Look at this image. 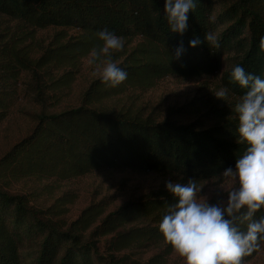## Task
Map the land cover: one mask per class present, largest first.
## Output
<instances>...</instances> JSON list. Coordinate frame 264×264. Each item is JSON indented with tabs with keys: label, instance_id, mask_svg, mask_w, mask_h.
Here are the masks:
<instances>
[{
	"label": "trees",
	"instance_id": "obj_1",
	"mask_svg": "<svg viewBox=\"0 0 264 264\" xmlns=\"http://www.w3.org/2000/svg\"><path fill=\"white\" fill-rule=\"evenodd\" d=\"M195 4L187 14L188 28L180 35L170 32L164 0H0V19L8 23L0 26V124L20 99L23 71L32 74L33 101L46 108L58 102L62 86L57 82L64 79L48 78L55 83L42 85L45 67L75 66L102 44L95 35L101 29L132 45L112 60L127 72L125 81L112 87L99 77L83 92L78 106L37 113L32 130L0 156V264H166L173 249L159 223L174 203L170 192L155 191L108 212L105 200L91 203L67 221L65 205L71 199L66 195L44 206L27 193L11 190L8 182L64 181L105 169L164 171L201 182L234 166L245 149L236 142V117L220 113L217 123L200 128L197 122L176 118L185 106L170 109L158 120L142 108L111 103L131 88L152 87L168 76L193 79L219 72L221 87L236 103L246 89L230 80L233 66L264 77V51L258 48L264 35V0ZM51 27L59 29L54 46L33 59L28 40ZM70 29L80 35L69 36L65 30ZM205 33L215 39L205 41ZM194 37L201 43L190 47ZM181 41L185 51L177 59L175 46ZM224 56L230 63L222 70ZM67 80L65 84L70 83L69 75ZM260 216L264 208L254 218ZM263 241L241 258L242 264L257 255ZM154 244L164 248L146 261L126 252Z\"/></svg>",
	"mask_w": 264,
	"mask_h": 264
},
{
	"label": "rangeland",
	"instance_id": "obj_2",
	"mask_svg": "<svg viewBox=\"0 0 264 264\" xmlns=\"http://www.w3.org/2000/svg\"><path fill=\"white\" fill-rule=\"evenodd\" d=\"M7 19H0V26L6 25ZM58 28H47L38 30L28 40L32 48V58H40L46 49L52 48L54 34ZM69 36L78 37L76 30H65ZM132 45L123 43L120 50H110L99 58L97 63H89L90 53L80 60L75 66L49 65L43 69L46 73V82L42 85L55 82L47 81L64 79L57 82L62 87L58 95V102H52L42 107L36 104L34 95L35 83L32 81L30 71H23V78L19 85L20 99L10 110L8 117L0 124V156L4 154L15 142L27 135L35 124V115L42 110L46 112H58L67 108L78 106L81 103L83 92L97 78L96 68L100 61L113 60L130 49ZM115 56H112L114 55ZM222 70L229 66L228 56L223 57ZM120 61V60H119ZM116 64L118 61H114ZM71 71V73H69ZM48 72V73H47ZM71 77L69 84H65ZM220 72L210 76H201L193 79H179L176 77H165L154 86L148 88H131L122 96L113 98L111 103L119 107L142 108L145 115L153 113L158 120L162 119L170 109H177L185 106L183 111L177 115V119L183 123L197 122L200 128L214 125L220 119L219 114L236 117L232 111L235 102L228 94L223 98L215 96L219 90ZM49 90V89H47ZM238 120V119H237ZM171 180L174 183H186L188 179L164 171H139L133 169H105L58 181L56 179H34L25 178L18 181L8 182L11 190L27 193L37 203L50 206L56 199L66 195L71 201L65 205L67 221L74 220L81 211L90 205L102 200L107 202V212L114 210L128 200H137L155 191H167L165 182ZM197 185V198L211 202L222 203L228 191L236 186L235 181L225 178L222 175L206 181L195 182ZM164 244H154L141 249L127 250L132 257L146 261L154 254L163 250ZM166 264H184L183 259L173 250L167 257ZM244 264H264V241L260 246L257 255Z\"/></svg>",
	"mask_w": 264,
	"mask_h": 264
},
{
	"label": "clouds",
	"instance_id": "obj_3",
	"mask_svg": "<svg viewBox=\"0 0 264 264\" xmlns=\"http://www.w3.org/2000/svg\"><path fill=\"white\" fill-rule=\"evenodd\" d=\"M195 6V0H164L163 15L170 32L184 34L188 28L187 14ZM95 35L102 44L91 50L89 63H97L110 50L123 47L122 37L112 31L101 29ZM203 39L213 41L215 37L205 33ZM200 43V37L188 42L190 47ZM258 48L264 51V35L259 38ZM184 51L181 41L175 46V58L179 59ZM96 72L101 83L112 87L127 78V72L111 59L100 61ZM230 80L246 89L232 107L238 119L236 142L244 144L245 149L234 166L221 172L223 177L235 181L236 186L220 203L198 199L193 179L186 183L165 182L174 203L168 205L159 231L184 264H242L241 258L251 254L259 247L258 242L264 240V216L254 218L264 208V77L246 72L237 64L230 72ZM214 94L223 99L227 89L222 87ZM240 224L246 226L244 230Z\"/></svg>",
	"mask_w": 264,
	"mask_h": 264
}]
</instances>
